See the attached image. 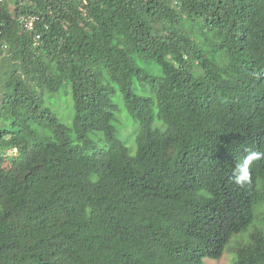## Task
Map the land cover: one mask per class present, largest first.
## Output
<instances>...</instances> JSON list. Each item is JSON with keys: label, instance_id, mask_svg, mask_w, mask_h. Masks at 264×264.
Instances as JSON below:
<instances>
[{"label": "trees", "instance_id": "1", "mask_svg": "<svg viewBox=\"0 0 264 264\" xmlns=\"http://www.w3.org/2000/svg\"><path fill=\"white\" fill-rule=\"evenodd\" d=\"M232 241L264 264V0H1L0 264H205Z\"/></svg>", "mask_w": 264, "mask_h": 264}, {"label": "rangeland", "instance_id": "2", "mask_svg": "<svg viewBox=\"0 0 264 264\" xmlns=\"http://www.w3.org/2000/svg\"><path fill=\"white\" fill-rule=\"evenodd\" d=\"M54 109L59 113L60 118L63 120L64 123H68L72 118V101L71 97L61 93L58 96L56 104L54 105ZM74 114V113H73ZM119 121L116 122L117 127H119L120 133L119 137L123 139V136H127L129 138V146H134V136L136 129L138 128V124L136 123L135 119L131 117L125 107L123 105L120 106V112L118 113ZM133 140V141H132ZM258 217H262L261 213L257 211ZM258 223V222H256ZM235 242H231L229 245L227 252L220 260H210L206 259L205 264H231L233 259V253L230 252L234 247H236Z\"/></svg>", "mask_w": 264, "mask_h": 264}, {"label": "clouds", "instance_id": "3", "mask_svg": "<svg viewBox=\"0 0 264 264\" xmlns=\"http://www.w3.org/2000/svg\"><path fill=\"white\" fill-rule=\"evenodd\" d=\"M33 19H35V22L37 21V19L36 18H33ZM34 22V23H35ZM28 24V23H27ZM28 27V26H27ZM34 29V25H33V27L32 28H29V30L31 31V30H33ZM207 132H209V133H212V131L211 130H206ZM12 151V153H16L18 150L17 149H12L11 150ZM209 153V155H210V152H208ZM210 162L212 163V164H215V166L216 165H218V167H220L221 169H223V170H225V169H227L225 166H223L222 165V163L220 162V157H219V154L217 153V156H215V157H213V156H211L210 155ZM211 260V259H210ZM216 261V260H215Z\"/></svg>", "mask_w": 264, "mask_h": 264}, {"label": "built area", "instance_id": "4", "mask_svg": "<svg viewBox=\"0 0 264 264\" xmlns=\"http://www.w3.org/2000/svg\"><path fill=\"white\" fill-rule=\"evenodd\" d=\"M0 1H1V0H0ZM34 22H35V19L30 20V21L28 22V24H27L28 28H32L33 25H34Z\"/></svg>", "mask_w": 264, "mask_h": 264}]
</instances>
